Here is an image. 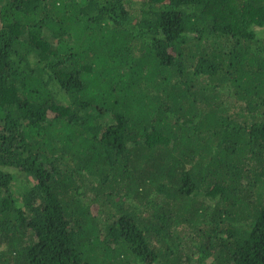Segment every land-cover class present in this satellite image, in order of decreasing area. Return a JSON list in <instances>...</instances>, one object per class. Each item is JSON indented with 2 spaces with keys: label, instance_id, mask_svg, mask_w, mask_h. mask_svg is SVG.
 <instances>
[{
  "label": "trees",
  "instance_id": "trees-1",
  "mask_svg": "<svg viewBox=\"0 0 264 264\" xmlns=\"http://www.w3.org/2000/svg\"><path fill=\"white\" fill-rule=\"evenodd\" d=\"M0 264H264V0H0Z\"/></svg>",
  "mask_w": 264,
  "mask_h": 264
}]
</instances>
